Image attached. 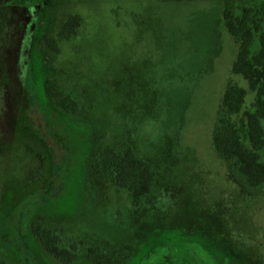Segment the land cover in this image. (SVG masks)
<instances>
[{
    "label": "rangeland",
    "instance_id": "rangeland-1",
    "mask_svg": "<svg viewBox=\"0 0 264 264\" xmlns=\"http://www.w3.org/2000/svg\"><path fill=\"white\" fill-rule=\"evenodd\" d=\"M0 6V257L59 264L30 232L39 222L114 264H264V184L249 189L212 145L226 84L247 87L230 71L237 48L224 9L231 18L258 11L264 28V0ZM70 15L80 26L60 41ZM258 50L255 36L250 53ZM46 79L75 113L46 96ZM253 98L248 91L243 109ZM127 144L156 172L138 206L95 154ZM91 261L81 254L71 264Z\"/></svg>",
    "mask_w": 264,
    "mask_h": 264
},
{
    "label": "trees",
    "instance_id": "trees-1",
    "mask_svg": "<svg viewBox=\"0 0 264 264\" xmlns=\"http://www.w3.org/2000/svg\"><path fill=\"white\" fill-rule=\"evenodd\" d=\"M252 13V14H251ZM258 11L244 10L239 17L231 18L228 9H224L227 32L236 45L235 59L231 65V74L240 76L246 88L237 83L226 84L212 129V145L220 158L229 164L232 171L243 178L249 189L264 184V130L261 119L264 118V28ZM6 23L5 13L0 6V37ZM81 18L70 15L61 25L57 34L65 41L77 33ZM257 36L259 50L250 53V45ZM47 49L58 51L54 39L45 41ZM46 96L54 105L66 112L75 113L74 103L56 89L53 79L44 82ZM248 91L254 95L249 109H243ZM69 102H72L69 104ZM103 169L110 175L118 189L129 193L133 205L138 206L153 191L156 172L145 160L139 158L132 147L105 145L96 150ZM30 232L40 243L43 251L56 259L59 264H71L83 254L93 264H114L101 252L84 247L83 240L66 241L62 229L39 222H32ZM0 264H13L0 257Z\"/></svg>",
    "mask_w": 264,
    "mask_h": 264
}]
</instances>
